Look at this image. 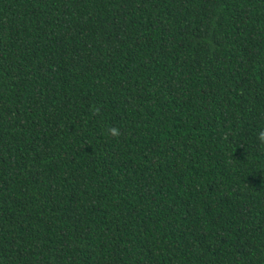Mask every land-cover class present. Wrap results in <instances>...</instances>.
Here are the masks:
<instances>
[{
  "label": "trees",
  "instance_id": "obj_1",
  "mask_svg": "<svg viewBox=\"0 0 264 264\" xmlns=\"http://www.w3.org/2000/svg\"><path fill=\"white\" fill-rule=\"evenodd\" d=\"M261 131L264 0H0V264H264Z\"/></svg>",
  "mask_w": 264,
  "mask_h": 264
},
{
  "label": "clouds",
  "instance_id": "obj_2",
  "mask_svg": "<svg viewBox=\"0 0 264 264\" xmlns=\"http://www.w3.org/2000/svg\"><path fill=\"white\" fill-rule=\"evenodd\" d=\"M110 132L115 135L116 134V129H110ZM258 139L261 141V142H264V131H261L259 132L258 134Z\"/></svg>",
  "mask_w": 264,
  "mask_h": 264
}]
</instances>
